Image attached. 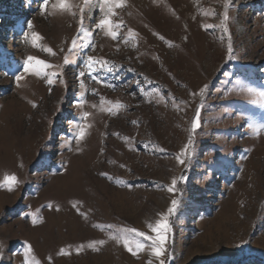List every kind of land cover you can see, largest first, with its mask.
<instances>
[{
  "label": "rangeland",
  "instance_id": "1",
  "mask_svg": "<svg viewBox=\"0 0 264 264\" xmlns=\"http://www.w3.org/2000/svg\"><path fill=\"white\" fill-rule=\"evenodd\" d=\"M40 4L0 0V182L6 173L22 181L0 187V264H158L147 249L133 256L110 237L133 228L154 235L148 224L173 199L180 203L170 218L168 264H264V132L249 128L264 123V100L240 91L264 89V0H231L234 59L220 27L223 0H126L111 18L122 25L117 39L96 28L103 14L95 4L72 0L76 15L51 7L41 13ZM32 32L43 37L37 46L26 42ZM74 37L77 49L65 65ZM29 55L59 66L49 71L62 76L49 85L43 75L24 73L17 83ZM88 55L114 71L89 73ZM154 89L163 99L149 95ZM117 101L124 107L113 114ZM84 112L91 115L81 121ZM77 122L90 125L79 142ZM189 135L194 146L181 165L175 155ZM99 239L107 241L99 251L77 252Z\"/></svg>",
  "mask_w": 264,
  "mask_h": 264
},
{
  "label": "snow or ice",
  "instance_id": "2",
  "mask_svg": "<svg viewBox=\"0 0 264 264\" xmlns=\"http://www.w3.org/2000/svg\"><path fill=\"white\" fill-rule=\"evenodd\" d=\"M126 0H84V4L86 7H91L93 4L98 6L99 11L103 14L102 17L99 19L98 23L96 24L97 29H106L105 34L111 36L113 39L119 38V33L116 31L119 27L122 25L116 24L111 18L115 15V8L123 6ZM231 0H223V14H222V20L220 23V27L222 30L228 34V44H227V54L228 59H234V49L231 42V33L229 31L228 22L230 20L229 16V8H230ZM49 7H51L53 10H58L60 12H69L72 15H76V12L73 11V4L72 0H41V4L39 6V10L41 13H45L48 11ZM85 7L79 8V25H80V32L86 31L84 21H85ZM206 30L211 29L215 27L214 25L208 24L204 26ZM28 28H33V25L31 22L28 23ZM129 34H133V30L129 29ZM79 35V33H78ZM26 42H29L33 46H37L39 42L43 39V37L37 33L32 32L30 37L28 33H25ZM161 40H164L165 37L159 36ZM187 39V37H185ZM168 43L171 45L172 42L168 41ZM135 46V45H133ZM77 49V38H73L71 41V47L69 48V54H66L64 56V64L67 65L71 62L70 56L75 54V50ZM44 51L51 55H55L56 53L53 51L51 47L43 48ZM63 51V49H62ZM54 66L50 64L48 61L44 59H40L38 57L34 56H27L25 63L22 68V72L18 75H16L15 79L17 83H19L24 78V73H34L35 75H43L47 78V83L49 85H52L55 83L54 77L62 76V70L60 72L56 71H49V69H52ZM97 67L100 69H106L107 72H113L115 69V65L110 63L107 60H101L98 59L92 55L86 56L84 68L89 72H95ZM80 77L85 76V70H81L79 73ZM93 79L98 83H106L103 81V79L100 76H93ZM63 82V81H62ZM65 86L66 82H65ZM109 87H111L110 84H108ZM81 87L84 88V83L81 81ZM208 88V85L205 84L199 89V95L201 97L204 96L206 90ZM94 93L96 92L95 89L92 90ZM241 92H247L248 94L258 97L261 100H264V89H256L253 87H241ZM155 94L156 96L160 97V99H163V97L160 95L159 90H153V93H150L149 95ZM192 96H195L196 93H192ZM83 97V93H82ZM83 99L80 101V103H83ZM103 102V98H102ZM159 102V100L157 101ZM35 106V104H34ZM93 107H96V105H93ZM121 107H124L122 104H120L118 101L115 104V108H109L108 111L115 114L116 109H119ZM203 109V103L200 104V106L197 108L195 117L193 118L191 122V132L195 133V131L200 127V112ZM91 114L89 112H84L80 118L81 121L89 117ZM71 123V122H70ZM135 123V122H134ZM90 127V125L77 122L75 123V129H76V141L79 142L85 138L86 135V129ZM250 130L254 135H259L261 132H264V123L259 125H249ZM194 146V140L193 136L189 135V138L187 139V142L183 145L180 152L175 155V159L177 162L181 165H186V159L189 158L190 155V149ZM22 166V165H21ZM101 175L108 176L107 173H101ZM179 179L186 180V177L181 176ZM22 183V181L19 180V178L15 174H5L4 181L0 182V187H7L9 190H13L16 184ZM178 183L177 178H172L171 183L167 186V190L169 192H174L176 190V185ZM131 187L132 185H128ZM79 201H76L73 203V207L76 208L77 212L80 213V215L84 216L85 219H87V213L80 212L79 207L77 205L79 204ZM179 201L176 199H173L170 203V206L167 208L166 212L159 213V218L155 220L154 223H149L148 228L150 229L151 233H154V235H150L145 231H140L138 229H119L117 235H112L110 238L112 240H115L119 243H122L123 246L126 248L127 251H129L133 256H137L138 253L141 251H145L146 249L151 253L153 257L156 258L158 261V264H168V260L166 257L167 253V239L168 234L171 232V217L176 212ZM49 208L52 207V204L50 203L48 205ZM26 215L33 216V213H26ZM37 220L34 218L33 223L35 224ZM94 227L97 228H103L105 225L102 224H96ZM113 227V226H108ZM135 233L140 237H145L147 241L150 243L148 245H145L141 241H134L130 236L129 233ZM106 240L99 239V240H93L89 242L87 245L81 244L77 247V252L81 251L85 246L92 248L96 251L100 250L99 246H102L106 244ZM32 252L31 245H27L25 248V256L28 257L29 254ZM61 253L64 254V250H61ZM3 253L0 251V258H2ZM51 259V257H49ZM26 264H39L38 261H33L32 259H29L26 261ZM148 264H152V260L148 261Z\"/></svg>",
  "mask_w": 264,
  "mask_h": 264
}]
</instances>
